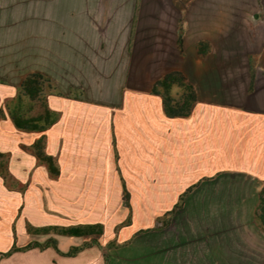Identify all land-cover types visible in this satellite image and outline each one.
I'll list each match as a JSON object with an SVG mask.
<instances>
[{"label": "crops", "instance_id": "1", "mask_svg": "<svg viewBox=\"0 0 264 264\" xmlns=\"http://www.w3.org/2000/svg\"><path fill=\"white\" fill-rule=\"evenodd\" d=\"M106 1L118 19L112 20L109 29L103 31V26L93 18L101 17ZM32 3L48 4V15H52L49 10L55 9L67 16L63 44L60 49L55 48L59 51L46 47L45 54L40 53L39 57H45L48 62L29 71L43 72L56 84H59L57 76L69 83L68 93L60 90L63 96L50 94L47 98L48 106L58 115L57 122L44 131L25 130L41 133L30 143L35 156L32 144L45 138L44 149L54 157L59 174L52 176L46 163L36 158L46 166L51 177L70 183H121L123 187L132 183L127 180L132 176L142 179L141 184L156 187L157 195L165 193L162 187H176L175 192L170 191L173 193L171 208L183 190L200 179L199 185L205 182L202 173L208 170L211 132H214L213 149L218 152L217 159L221 158L223 163L228 155L226 151L231 150L237 162L235 168L247 169L263 179L257 188L258 205L259 192L264 186V0H257L256 6L249 10L246 25H239V33L232 25L233 0H225L223 40L227 43L239 35L240 45L246 49V62L250 64L247 73L251 79L243 97L236 102L218 104L197 99L187 116H169L163 97L152 92L160 77L181 69L173 65L172 50L165 49L157 55L150 53L141 68L136 61H131L132 67L126 69L130 58L126 47L134 30L136 0H32ZM103 39L108 40L104 49ZM194 43L201 57L213 51L207 34H201ZM83 88L87 89L84 98L76 93L77 97L72 95L73 91ZM52 97L61 99L58 108L52 105ZM211 108L219 114L214 127ZM231 134L235 136L233 145L228 143ZM54 139L55 151L50 146ZM126 169L135 172L127 173ZM255 207L252 217L258 226ZM48 226L72 225L28 223L25 231L19 232L11 221L0 220V253H9L0 255V264H57L53 257L74 258L90 248L68 256L65 252L76 245L64 246L60 239L68 235L39 230ZM194 232L188 233L185 242L150 245L148 264H264V230L260 227L255 231L229 233L208 229ZM40 235L47 237L40 240ZM233 236L241 241L234 240ZM47 239L55 240L58 249L49 245L27 247L29 243H45Z\"/></svg>", "mask_w": 264, "mask_h": 264}, {"label": "rangeland", "instance_id": "2", "mask_svg": "<svg viewBox=\"0 0 264 264\" xmlns=\"http://www.w3.org/2000/svg\"><path fill=\"white\" fill-rule=\"evenodd\" d=\"M106 3L101 17L93 18L103 26V31L109 29L112 20L118 19L112 14L109 1ZM256 3L257 0H233L232 25L236 33L239 25H246L247 14ZM48 9V4H36L32 0H0V106L5 110L16 95L17 85L31 68L48 62L39 54H45L46 47L60 49L63 44L67 16L55 9L49 10L52 15H48ZM224 13L225 0H136L134 30L126 47L130 56L126 69L132 67L131 61H136L141 68L150 53L157 55L159 51L172 50L173 65L181 68L175 72L184 84L172 88L174 98L180 99L193 88L201 101L236 102L243 97L250 82V64L246 62V49L241 47L239 35L224 42ZM201 34L209 35L212 42L213 51L207 57L196 52L194 42ZM107 41L102 40V49L107 47ZM57 80L58 89L68 93L69 83L60 76ZM73 93L84 98L87 89ZM52 102L58 108L61 99L52 97ZM37 110L38 107L34 112ZM210 111L212 127L217 126L218 110L211 108ZM213 134L208 170L202 173L205 182L193 189L184 207L177 209L165 224L162 215L172 205L170 191L175 192L176 187H162L165 193L157 195L156 187L141 184L142 179L130 176L127 180L132 183L126 184L128 199L121 183H70L53 178L30 148V143L41 133L16 129L9 116L0 119V220L11 221L19 232H24L28 223L38 226L100 222L103 225L104 232L95 237H62L64 246L71 247L85 240L92 247L74 258L53 257L57 264H104L105 254L108 264H148L150 245L185 242L188 233L196 230H221L222 233L259 230L252 215L258 201L257 188L263 179L247 169L235 168L237 162L231 150L226 151L228 155L223 163L221 158L217 159ZM234 137L233 134L228 137L230 145ZM50 144L55 151L56 139ZM126 171L135 172L134 169ZM129 213L132 221L127 223ZM46 237L40 235L38 239ZM111 242L115 245L110 248Z\"/></svg>", "mask_w": 264, "mask_h": 264}, {"label": "trees", "instance_id": "3", "mask_svg": "<svg viewBox=\"0 0 264 264\" xmlns=\"http://www.w3.org/2000/svg\"><path fill=\"white\" fill-rule=\"evenodd\" d=\"M200 49L203 50L202 46ZM57 84L54 82L53 78L43 72L31 71L26 74L22 83L17 87V94L9 103L6 104V110L0 108V119L10 117L14 125L23 130H33V131H44L49 126L57 122L58 115L48 106V95H58L63 96L64 94L58 89ZM182 78L180 74L176 72L166 73L160 77L154 84L152 92L154 94H159L164 100V109L169 116H184L191 112L194 106L197 96L193 88L187 93L183 94L180 99H176L172 96L171 91L174 86H182ZM74 97H77L75 93H72ZM38 110L34 112L36 108ZM45 138L41 137L36 142L32 144V148L36 156L46 165L52 176H57L59 174V169L56 165V161L51 154H48L44 149ZM201 183V179L185 190H183L178 197L176 203L163 213L162 218L165 224L170 222L172 216L177 209L184 207L186 203L187 196ZM126 197L130 199V193L127 186L123 184ZM255 219L258 226L264 230V186L259 192V202L255 207ZM132 221V214L129 213L127 223ZM45 233L54 231L61 235H68L71 237H95L96 235L102 234L104 232V227L100 222L96 223H79L72 226H51L43 227L42 229ZM54 246L56 249L57 242L53 239H47L45 243L33 242L29 243L27 247L34 246ZM114 243L111 242L108 246L114 247ZM92 243L84 241L80 245L72 246L69 252L65 254L75 255L78 254L85 247H91ZM9 253H0V255H5ZM108 256L105 254L104 263L108 264Z\"/></svg>", "mask_w": 264, "mask_h": 264}]
</instances>
